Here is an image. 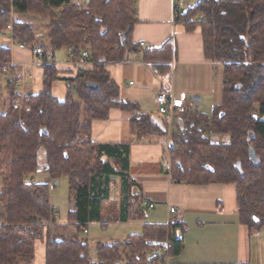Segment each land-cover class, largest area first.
Segmentation results:
<instances>
[{
  "label": "trees",
  "instance_id": "obj_1",
  "mask_svg": "<svg viewBox=\"0 0 264 264\" xmlns=\"http://www.w3.org/2000/svg\"><path fill=\"white\" fill-rule=\"evenodd\" d=\"M17 16L43 19L47 41L35 38L32 21ZM137 21L136 0H0V30L11 29L14 42L40 45L52 55L66 48L75 61H88L73 64L74 74L62 77V100L52 92L61 79L52 62L43 63L39 92L26 96L28 109L11 106L19 97V77L6 84V104L0 111V264H33L36 241L44 242L45 264H87L88 241L65 229L84 233L90 223L105 226L145 216L130 176V142L91 138L92 122L107 119L111 109L129 113L139 138L167 135V119L161 127L140 104L121 98L106 69L125 61L128 51H139V44L131 41ZM174 21L186 31L200 30L204 57L220 63L223 73L221 103L208 113L188 108L169 133L170 180L233 184L239 223L249 235L264 230V0H198L181 10L175 6ZM140 52L156 73L168 74L177 52L175 39ZM10 62V49L0 44V64ZM9 70L15 74L12 66ZM89 82L96 87L89 88ZM1 92L0 86V103ZM214 135L223 138L213 140ZM40 169L51 180L67 178L72 208L64 225L56 222L50 184L28 179ZM115 184L118 196L113 200ZM185 231L179 216L167 224H145L140 234L97 243V263L165 264L183 249Z\"/></svg>",
  "mask_w": 264,
  "mask_h": 264
},
{
  "label": "crops",
  "instance_id": "obj_2",
  "mask_svg": "<svg viewBox=\"0 0 264 264\" xmlns=\"http://www.w3.org/2000/svg\"><path fill=\"white\" fill-rule=\"evenodd\" d=\"M71 2L82 4L85 0ZM175 6L174 0H136L138 21L132 28L131 41L134 44L143 42L144 46L139 47V51H128L125 61L106 65L119 87L121 98L140 104L143 111L152 113L153 120L161 127L165 117L157 113L154 103V95L159 90L173 96H184L188 107L196 111L211 110L222 100L223 67L204 57L198 28L186 31L182 24L174 21ZM18 18L36 20L25 16ZM35 33L39 34L38 37L44 35L42 32ZM172 37L177 52L170 73H156L142 60L140 49L158 47ZM11 38L10 32L0 37V44L10 49V66L15 73L12 75L9 70L5 76L0 74V107L3 110L7 96L6 84L14 75L19 77L15 84V92L19 97L34 95L42 86L43 63L35 55L34 47L19 49L17 42ZM47 54L51 55L61 78L53 83L52 92L62 100L66 94V82L62 77L74 74L70 70L73 64L69 53L67 61H57L55 53ZM85 65L87 63L81 64ZM192 95L199 98L192 100ZM171 127L174 129L167 122V133ZM91 138L98 143L130 142V176L138 186L142 207L146 212L152 211L129 222H113L105 226L97 223L102 231L112 227L110 236L103 243L124 240L130 235L140 234L145 224H167L171 218L179 216L186 226L182 236L183 249L177 255L168 257L165 264H264V232L260 230L249 235L247 227L239 223L233 184L191 185L172 182L170 169L163 168L168 162L165 159L167 136L146 135L139 138L130 127L129 113L126 111L111 109L107 119L93 121ZM113 190L114 187L110 195L115 200L118 191L113 193ZM148 202L153 203L151 208L147 207ZM171 207H174V212L170 211ZM86 230L85 233L90 232ZM44 252V242L36 241L33 264H45ZM87 264L98 263L95 260Z\"/></svg>",
  "mask_w": 264,
  "mask_h": 264
},
{
  "label": "rangeland",
  "instance_id": "obj_3",
  "mask_svg": "<svg viewBox=\"0 0 264 264\" xmlns=\"http://www.w3.org/2000/svg\"><path fill=\"white\" fill-rule=\"evenodd\" d=\"M197 1L198 0H178V2L176 3V6L179 10H181V9L187 7L188 5H194ZM29 19H31V18H29ZM34 21H32V23L34 25V31L37 33L38 32L44 33V35L42 34V36H40V37H38L39 34L37 35L35 33V38L39 39V40H43L44 42H46L47 41V39H46L47 28H46L45 21L41 18L40 19L37 18ZM35 46H38V45H35ZM54 53H55L54 54L55 59H57V61H61V60L67 61V55H68L69 51L66 48H61L59 50H56ZM8 65L10 66V64H8ZM4 76H5V74H4ZM15 100L20 101V103L22 104V106H21L22 108H24L26 106V104H25L26 97H18ZM0 105H1V103H0ZM0 111H3L2 107H0ZM198 111L199 112H206V113L210 112L209 108H208V110L198 109ZM171 123L175 127V125L179 123V120L175 119V117H173ZM172 130H173L172 127H171V129L168 130V133L166 135L167 141L169 138V133H171ZM221 137L222 136H220V135H214L212 137V139L213 140H216V139L220 140ZM165 153H166L165 159H168L169 155H168L167 151ZM28 179L33 180L35 182H46V183L50 184V200H51V204H52V206L56 212V222L58 225H64L66 223V220H67L68 212L72 208V203L69 201L67 178L61 177L56 181L51 180L48 177L47 173L44 170L40 169L37 172H35L34 174L30 175L28 177ZM0 185H1V180H0ZM115 191H118L117 184L114 185L113 193ZM146 213H148V215H149L152 213V211H148ZM67 229L64 230V233H66V234H70L71 232H74L75 234L78 233L79 234L78 236L80 238H84L88 241V243H89L88 259L90 261L96 260V252H95L96 251V243L97 242H102V243L105 242L106 241L105 239H107V237L110 236L111 231H112V227L108 231H102V228L99 225H97V223H90L87 225L86 229L90 230L89 233L77 232L72 227H68ZM102 232H105V233H102ZM262 232H264V230H262ZM114 237H116V236H114ZM118 237H121V236H118ZM261 254H263V253H261Z\"/></svg>",
  "mask_w": 264,
  "mask_h": 264
},
{
  "label": "built area",
  "instance_id": "obj_4",
  "mask_svg": "<svg viewBox=\"0 0 264 264\" xmlns=\"http://www.w3.org/2000/svg\"><path fill=\"white\" fill-rule=\"evenodd\" d=\"M177 2H178V0H174L175 4ZM5 32H10V34H11V29L0 30V37L1 36L3 37V34ZM11 40H12V38H11ZM16 46L19 49H24L25 48V45L23 43H16ZM139 46L143 47L144 43L140 42ZM34 53H35V55L38 58H40L41 63H46V62L51 63L52 62L51 55L50 54H46L40 46H35L34 47ZM82 55H83V58H87L88 57L87 52H83ZM69 59L71 60L72 64H74L76 66H79V65H81L83 63H87L88 62V61H84V60L83 61L82 60L75 61L72 58V54L71 53H69ZM8 66L9 65H1L0 64V74H7ZM131 83L132 82H130V84ZM74 87H75V85H73V88ZM154 103L156 105L157 113H159L160 115L164 116L167 119L169 124H172L171 122H172L173 117H175V119L180 120V118L186 113L187 109L189 108L188 105H187V101H186L184 96H173V95H170V94L166 93L164 90H159L154 95ZM11 105L13 107H15V108H22L21 107L22 104L18 100H13L11 102ZM25 109H28V107H25ZM167 161L168 162L163 165V168L165 167V169L169 170L170 169V160H169V158L167 159ZM152 206H153V203H149V202L147 203V207L148 208H151ZM174 210H175L174 207L170 208L171 212H174ZM83 231L85 233L87 230L84 229Z\"/></svg>",
  "mask_w": 264,
  "mask_h": 264
},
{
  "label": "water",
  "instance_id": "obj_5",
  "mask_svg": "<svg viewBox=\"0 0 264 264\" xmlns=\"http://www.w3.org/2000/svg\"><path fill=\"white\" fill-rule=\"evenodd\" d=\"M127 32H128V30H126L121 36H120V41H123L124 40V38L126 37V35H127ZM88 84V87L89 88H95L96 87V84L95 83H93V82H89V83H87ZM199 97L198 96H195V95H192L191 96V99L192 100H197Z\"/></svg>",
  "mask_w": 264,
  "mask_h": 264
}]
</instances>
